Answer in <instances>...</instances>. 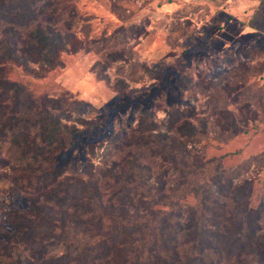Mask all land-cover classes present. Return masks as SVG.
<instances>
[{
  "label": "trees",
  "instance_id": "1",
  "mask_svg": "<svg viewBox=\"0 0 264 264\" xmlns=\"http://www.w3.org/2000/svg\"><path fill=\"white\" fill-rule=\"evenodd\" d=\"M80 20L76 0H0V203L17 197L1 218L12 230L0 237V264H264V151L234 167L206 153L211 142L261 130L263 71L240 63L218 80L199 73L202 111H148L100 155L90 144L79 170L60 157L95 122L73 120L75 100L37 95L8 68H54L61 52L86 50L98 56L99 78L110 81L114 68L115 90L162 77L136 50L148 20L99 38L89 23L78 29ZM191 25L184 19L170 32L185 39ZM187 80L177 83L188 89Z\"/></svg>",
  "mask_w": 264,
  "mask_h": 264
},
{
  "label": "rangeland",
  "instance_id": "2",
  "mask_svg": "<svg viewBox=\"0 0 264 264\" xmlns=\"http://www.w3.org/2000/svg\"><path fill=\"white\" fill-rule=\"evenodd\" d=\"M116 2L76 0L81 16L78 29L89 23V35L99 38L104 31L111 32L122 23L129 25L148 20L149 33L140 37L136 50L142 61L162 74L160 79L143 75L139 82L129 83L121 91L115 90L114 68L108 69L110 81L99 78L93 71L98 56L86 50L61 52L54 68L38 69L33 65V71H30L20 64L8 68L11 78L21 81L37 95L66 93L75 100L73 120L83 118L95 122L90 128L80 126L73 146L68 149L69 154L60 157L62 161L65 158L75 160L79 170L90 157V144L101 145L97 149V155H100L108 137L117 133L125 135L148 111H154L159 118L165 116V109L174 106H195L202 111L204 98L199 94V73L218 80L236 70L240 63H247L255 70H262L264 78V0ZM118 3L122 8L115 9L113 4ZM177 12L181 13V18L176 17ZM119 13L125 17V22L119 18ZM184 19L192 21L189 37L176 41L180 33L170 30L176 25L184 27ZM183 78L188 79V89L177 83ZM260 127L261 130L242 133L226 144L217 146L216 142H211L207 155L225 154L224 165L234 167L249 156L263 152L264 122ZM261 177L264 178V171ZM262 192L263 184L259 182L255 201ZM15 197L7 195L2 199L0 224L4 211L13 204ZM11 230L10 224L5 228L0 226V237L6 238Z\"/></svg>",
  "mask_w": 264,
  "mask_h": 264
}]
</instances>
